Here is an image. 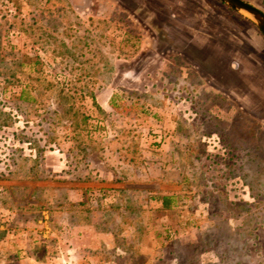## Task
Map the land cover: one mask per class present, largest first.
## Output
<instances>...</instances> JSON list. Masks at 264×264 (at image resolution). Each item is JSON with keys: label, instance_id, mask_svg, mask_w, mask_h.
<instances>
[{"label": "rangeland", "instance_id": "obj_1", "mask_svg": "<svg viewBox=\"0 0 264 264\" xmlns=\"http://www.w3.org/2000/svg\"><path fill=\"white\" fill-rule=\"evenodd\" d=\"M91 219L115 264H264L254 22L219 0H0V264L20 243L70 264Z\"/></svg>", "mask_w": 264, "mask_h": 264}, {"label": "crops", "instance_id": "obj_2", "mask_svg": "<svg viewBox=\"0 0 264 264\" xmlns=\"http://www.w3.org/2000/svg\"><path fill=\"white\" fill-rule=\"evenodd\" d=\"M203 40V39H202ZM208 42V41H206ZM212 41H210L211 43ZM203 54V51L201 52ZM94 219L87 220L80 230L72 232L68 245L60 253L65 262L70 264H107L113 261L105 259L104 248L105 232L94 223ZM88 239V242L86 241ZM19 249V250H18ZM21 256L14 264H44L36 254L22 243L16 250ZM11 258V257H10ZM12 260V258L10 259ZM31 261V262H30ZM115 264V262L113 263Z\"/></svg>", "mask_w": 264, "mask_h": 264}, {"label": "water", "instance_id": "obj_3", "mask_svg": "<svg viewBox=\"0 0 264 264\" xmlns=\"http://www.w3.org/2000/svg\"><path fill=\"white\" fill-rule=\"evenodd\" d=\"M250 19L264 36V12L244 0H219Z\"/></svg>", "mask_w": 264, "mask_h": 264}, {"label": "trees", "instance_id": "obj_4", "mask_svg": "<svg viewBox=\"0 0 264 264\" xmlns=\"http://www.w3.org/2000/svg\"><path fill=\"white\" fill-rule=\"evenodd\" d=\"M27 95H28V94L25 93V90L22 89V90H21V95H20V97H21L22 99H29V98H27ZM24 96H25V97H24ZM31 99H32V98H31ZM151 198H154V199H156V200H159V201L161 202V206H162V208H168V207H169L170 196H167V195H162V196H151Z\"/></svg>", "mask_w": 264, "mask_h": 264}]
</instances>
